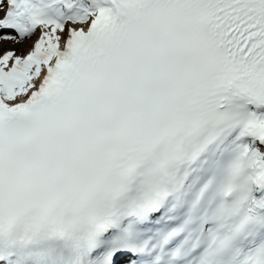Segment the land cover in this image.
<instances>
[{"label":"snow or ice","instance_id":"snow-or-ice-1","mask_svg":"<svg viewBox=\"0 0 264 264\" xmlns=\"http://www.w3.org/2000/svg\"><path fill=\"white\" fill-rule=\"evenodd\" d=\"M0 264H264V0H0Z\"/></svg>","mask_w":264,"mask_h":264}]
</instances>
